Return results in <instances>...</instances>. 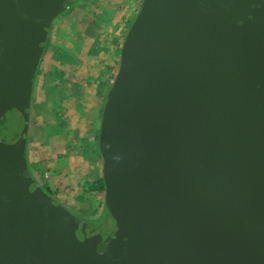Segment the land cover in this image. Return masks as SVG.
<instances>
[{
    "label": "water",
    "instance_id": "1",
    "mask_svg": "<svg viewBox=\"0 0 264 264\" xmlns=\"http://www.w3.org/2000/svg\"><path fill=\"white\" fill-rule=\"evenodd\" d=\"M75 1L0 0V264H264V0H142L101 113L107 235L27 158L37 69Z\"/></svg>",
    "mask_w": 264,
    "mask_h": 264
},
{
    "label": "rangeland",
    "instance_id": "2",
    "mask_svg": "<svg viewBox=\"0 0 264 264\" xmlns=\"http://www.w3.org/2000/svg\"><path fill=\"white\" fill-rule=\"evenodd\" d=\"M141 1L142 0H76L65 13L61 14L53 21L50 32L56 23L59 24L57 22L58 19L60 21L67 16H71L72 13L70 11L74 8L80 10L78 13L79 15H82V17L93 16L92 18L97 20L99 24H96V21L94 22V19H92V26L94 25L92 30V41L87 39V44H90V41L92 42L94 53L92 52V55L89 56L86 55L84 57L85 59L77 58L78 61L82 60L89 66L91 77L92 68H95L96 71L94 76L97 75V79L95 82H92V80L87 81L84 90L85 92L81 93V98L74 97L71 107L67 110L71 116L66 117L67 121L64 123V129L68 130V133L60 140L61 144L58 145L59 140H55L51 149L42 145V149L39 150V152L35 155H31L32 160H34L35 157L38 159L39 157L46 158L48 155H56L57 152L54 153L56 149L60 150L62 154L60 153L55 162L45 163L43 167L39 164L41 170L40 172H35L38 181L41 184L47 182L54 186L58 185V192L54 194L55 198L68 207L74 214L82 217L89 223H92L98 229H103L106 233L115 230V222L105 207L100 205L104 195L102 193L92 192L88 189L90 185L86 184L88 174L90 172H96V170L99 171L100 168H102V157L98 154V151H95V158L92 154V88H96L97 93L100 95V97H98L96 113V122L99 127L101 120V107L104 105L103 102H105L106 92H108L114 81L119 66H116L112 60H110L112 56L111 52H113L116 47L118 48L122 46L124 37L130 28V23L135 19L140 10L142 4ZM65 14L67 15L63 16ZM95 30H97V32H94ZM95 33L96 35H94ZM58 40L61 42L62 38L61 40L58 38ZM71 40L72 37L69 39V42L63 40L59 45V49L64 47L70 50L72 54L74 52V54L77 53V55H79L80 50L77 51L73 48ZM67 44L72 46V49L71 47H67ZM47 52L48 43L39 64L37 75H39L41 65L45 62ZM85 53L86 52H84L81 57H83ZM74 54L72 56H77ZM116 60V58L113 59L114 62ZM89 62L92 64L89 65ZM82 73L83 72L80 71L81 75ZM33 92L34 96H36V85ZM45 95H50L51 99L55 100V98L60 96V93L56 90L53 91L50 87H46ZM49 101L50 100L48 99V102ZM51 104L53 105V103ZM74 105L76 109L74 108ZM76 115L81 116V118L79 121L72 123V120L73 118H76ZM83 134H85V137L87 138L90 137L91 149L88 152H85L79 147L78 139L73 138L74 135L79 138V136ZM56 146L58 148H56ZM66 159L71 162L69 169L65 168V170L59 171L60 165ZM42 174L44 177H42ZM89 178L90 181H92V178Z\"/></svg>",
    "mask_w": 264,
    "mask_h": 264
},
{
    "label": "crops",
    "instance_id": "3",
    "mask_svg": "<svg viewBox=\"0 0 264 264\" xmlns=\"http://www.w3.org/2000/svg\"><path fill=\"white\" fill-rule=\"evenodd\" d=\"M79 11L80 10L77 8L72 9L70 11L72 13L71 16L69 17L67 16L60 21L58 19L57 22L59 24L56 23L53 26V29L49 35L48 52L45 62L40 67L39 75H37L38 73H36V78L33 87V90H35V85H36V96H34V92H33L29 133L27 140V158L30 164L33 165V168H35L37 172H40L41 170L39 164L43 167L45 163L55 162L56 158L60 155L61 152L60 150L56 149L54 151V153L57 152L56 155H48L46 158L39 157V159L35 157L34 160L31 159V155H35L37 152H39V150L42 149L41 147L42 145H44L45 147L47 146L49 149H51L55 140H59L58 145L61 144L60 140L64 138V136H66V134L68 133V130L64 129L65 128L64 123L67 121L66 117L71 116L69 111L67 110L69 107H71L74 97L81 98L80 90L74 89V87L68 81V71L71 69L68 67L71 66V63L73 61H78L77 58L85 59L84 57L86 55L87 56L92 55L91 41L93 34L92 30L94 28V25L92 26V22H93L92 19L94 18H92L93 16L92 17L85 16L84 18L82 17V15H79L78 13ZM66 15L67 14L63 16ZM95 21L96 24H99L96 19H94V22ZM94 32H97V30H95ZM94 35H96V33ZM71 37H72L71 41L73 48L77 51L80 50L79 55H77V53L74 54L73 52V54L77 56H72L73 55L72 52L64 47H61V49H59L60 43L63 40L69 42V39ZM58 38L60 40L62 38V41L59 42ZM87 39L91 40L89 42L90 44H87L88 43ZM67 47H71L72 49V46H69V44H67ZM84 52H86L85 55L81 57V55H83ZM91 64L92 63L89 62V65ZM93 70L95 73L96 71L95 68H93ZM93 79L92 82H95V80L97 79V75ZM46 87H50L53 91L54 90L58 91L60 93V96L58 98H55V100H52L50 95H45ZM98 97H100V95L97 93L96 88H92V150H93L92 154L93 156L95 155V151H97L96 136H97V129L100 127V126L98 127L96 122ZM48 99L51 101V103H53V105L50 103V101L48 102ZM74 108L76 109L75 105ZM101 108L103 109V105ZM75 117L76 118L75 119L73 118L72 123L79 121L81 118V116L78 115H76ZM57 146L56 148H58Z\"/></svg>",
    "mask_w": 264,
    "mask_h": 264
},
{
    "label": "trees",
    "instance_id": "4",
    "mask_svg": "<svg viewBox=\"0 0 264 264\" xmlns=\"http://www.w3.org/2000/svg\"><path fill=\"white\" fill-rule=\"evenodd\" d=\"M132 21H131V23H132ZM47 43H49V41ZM120 50H121V47H118V48L116 47L113 50V52H111L112 56H111V59L110 60H112V62L116 66H118L119 65V62H120ZM92 52L94 53V50L93 49H92ZM115 58L117 60L114 62L113 59H115ZM68 68H71L68 71V81L70 82V84L74 87V89L80 90L81 93L85 92L84 90L86 88L87 81H91L94 77H96V76H94V70H93V68H92V77L90 76L91 75V73H90L91 71H90L89 66L87 64H85L82 60L81 61H73L71 63V66L68 67ZM80 71L83 72L82 75L80 74ZM106 95H107V92H106ZM106 95H105V99H106ZM103 104H104V102H103ZM101 111H102V108H101ZM98 135H99V128L97 129V136H96L97 137L96 138L97 139L96 140L97 141V143H96L97 144L96 150L98 151V154L101 156L100 151H99V147H98ZM73 138L79 140V147L82 150H84L85 152H88L91 149L90 137L87 138V137H85V134H83V135H80L79 138H78V136H75L74 135ZM28 163H29V166H30V168L32 170V173L34 174L35 178L38 180V178L36 176V173H35L36 172L35 168H33V165L30 164L29 160H28ZM70 163L71 162L68 159H66L65 161H63V163L60 165V170L59 171H63V170H65V168L66 169H69ZM42 177H44L43 174H42ZM89 177L92 178V181H90V178ZM86 181H87L86 184H89L90 185L88 187V189H90L92 192L102 193L104 195L105 184H104V180H103V176H102V168H100L99 171L96 170V172H92V173L90 172L88 174V178L86 179ZM42 187L47 192H49L53 197H55L54 194H56V192H58V188H59L58 185H55L54 186V185L49 184L47 182H45V184H42ZM100 205L101 206H104L105 209L107 210V212L109 213V211L107 209V206L105 204L104 198L100 202ZM109 223H110V221H109Z\"/></svg>",
    "mask_w": 264,
    "mask_h": 264
},
{
    "label": "bare ground",
    "instance_id": "5",
    "mask_svg": "<svg viewBox=\"0 0 264 264\" xmlns=\"http://www.w3.org/2000/svg\"><path fill=\"white\" fill-rule=\"evenodd\" d=\"M50 35V34H49ZM38 70V69H37ZM36 78V77H35ZM34 87V85H33ZM32 94H33V91H32ZM31 103H32V99H31ZM30 113H31V109H30ZM101 121V120H100ZM100 128V127H99ZM37 180V179H36ZM38 181V180H37ZM39 182V181H38ZM40 183V182H39ZM41 184V183H40ZM42 185V184H41ZM55 198V197H54ZM104 200H105V197H104Z\"/></svg>",
    "mask_w": 264,
    "mask_h": 264
},
{
    "label": "flooded vegetation",
    "instance_id": "6",
    "mask_svg": "<svg viewBox=\"0 0 264 264\" xmlns=\"http://www.w3.org/2000/svg\"><path fill=\"white\" fill-rule=\"evenodd\" d=\"M100 230H101V229H100ZM101 231L103 232L104 235H107L108 233L112 232L113 230L110 231V232H107V233H106L103 229H102Z\"/></svg>",
    "mask_w": 264,
    "mask_h": 264
}]
</instances>
